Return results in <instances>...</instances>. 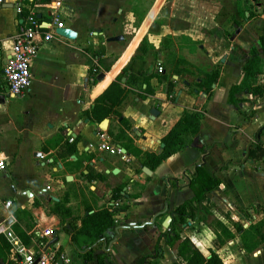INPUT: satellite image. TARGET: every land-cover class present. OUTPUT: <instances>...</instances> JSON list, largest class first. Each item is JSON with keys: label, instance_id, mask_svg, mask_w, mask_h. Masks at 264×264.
Instances as JSON below:
<instances>
[{"label": "crops", "instance_id": "obj_1", "mask_svg": "<svg viewBox=\"0 0 264 264\" xmlns=\"http://www.w3.org/2000/svg\"><path fill=\"white\" fill-rule=\"evenodd\" d=\"M33 1L0 3V160L5 162L0 174V222L10 219L5 224L14 232L24 223L30 226L28 247L35 253L51 252L55 264H96L95 256L102 251L108 254V264H136V258L153 254L156 238L165 230L164 218L193 196L188 175L203 160L206 172L221 184L203 201L211 215L200 214L203 219L188 221L182 226V236L189 237L204 255V249L207 254L215 252L221 264H264V158L246 160L248 146L255 139L264 148V133L256 135L264 125V91L256 100L245 90L235 93L236 106L227 101L228 91L240 82L241 67L257 41L247 42L243 28L233 23L231 39L238 44L219 56V67L203 69L192 80L168 74L164 68L159 76L161 59L144 55L147 84L141 79L127 83V77L121 76L123 96L112 104L108 115L91 114L95 98L128 63L119 62L120 54L108 70L99 67L95 81L90 77V65H96L94 52L104 47H94L88 29L110 19L112 0ZM237 1L243 15L249 13L245 2L251 12L258 8L254 0ZM18 4L25 10L24 16L29 11L36 13L41 33L52 32L53 38L39 43L38 53L30 61L28 90L10 97L2 69L22 17L16 11ZM56 24L73 30L75 38L55 34ZM107 38L106 42H116ZM217 48L216 52H222L221 44ZM214 58L211 53L210 61ZM213 73L215 80L206 89L202 78ZM257 80L264 90V75ZM185 108L202 112L198 137L154 169L143 164V153H160L162 138ZM151 109L157 114H151ZM104 119V128L97 131ZM117 135L121 144L114 139ZM101 142L123 148L124 158L101 150ZM201 144L207 147L204 155ZM116 190L119 196L114 199ZM56 204L61 207L56 209ZM100 207L111 212L114 226L98 241L78 247L72 236L81 217ZM217 222L233 237L225 239ZM47 230L52 231L50 236L44 234ZM6 244L0 236V264H16ZM160 244L164 259L158 264L176 262L174 246L163 240ZM86 251L91 252V260L84 259Z\"/></svg>", "mask_w": 264, "mask_h": 264}, {"label": "trees", "instance_id": "obj_2", "mask_svg": "<svg viewBox=\"0 0 264 264\" xmlns=\"http://www.w3.org/2000/svg\"><path fill=\"white\" fill-rule=\"evenodd\" d=\"M39 1L45 3L48 0ZM33 2H35V0ZM244 9L247 10L250 15H252L250 10L251 8L246 2L244 3ZM24 13L25 10L21 9L19 15L23 17ZM34 16L36 17V13H34ZM94 54L96 56V65H90L89 72L90 77H92V79L95 81L99 67L101 69L108 70L114 63L116 56L106 55L103 48L97 49ZM143 56L144 54H138L128 61L126 66L121 70V73L117 75L115 80L111 82L106 87V89L95 98L94 106L90 110L91 114H94L95 112H103L102 114L108 115L109 108L112 106V104L124 94L125 90L119 86V79L121 76L127 77V83L135 82L136 80L141 79L142 82L147 84L146 76L144 75L145 61ZM263 67L264 35L259 36L256 44L250 48L249 57L245 60L241 67L242 78L240 82L231 86L228 91V103L236 106L237 100L233 98V95L244 90L247 91V93H249L254 100L262 96L264 90L260 81L257 80V77L263 73ZM158 74L160 76L161 73ZM138 75H141L142 78L138 77ZM214 80V73L206 74L204 78H202V83L205 85L206 89H208ZM202 83L199 85H202ZM90 112H88V114H90ZM201 117L202 112L195 111L190 108L183 109L178 120L162 138L161 141L163 143V147L160 153H143L142 163L149 166L151 169H154L170 155L190 147L192 145L193 138L198 137L201 127ZM124 125L126 128L130 127L126 123H124ZM263 133L264 125L258 128L256 135L260 137L263 135ZM120 134L123 136V132H120ZM186 134L190 135L189 139H185L184 135ZM120 138L121 136L117 135L114 139L117 141V143L121 144ZM257 139H255L253 143L249 144L248 150L246 152V160L255 161L264 158V148ZM199 150L204 155L207 151V147L201 144ZM220 184L221 182L218 178H216L214 175H209L206 172L203 167V160H201L199 164L194 165L190 171V174L188 175V185L192 189L193 196L174 208V210L171 212V222L168 228L160 232L156 238L153 254L136 258V264H158V261L163 256L162 245L160 244L161 240H163L164 243L169 247L174 246V254L176 258L175 264H221V259L215 252L209 250V257H207L194 245L189 237L181 235L182 226H186L188 221H192L196 217H198L200 220L203 219L204 217H201L200 214H203L204 216L211 215V212L203 205V201L205 200L206 195L214 189L219 188ZM118 196L119 191L116 190L113 198L115 199ZM37 205L38 204H35V206ZM56 205V209L61 207V204ZM56 209H54V213H58ZM85 210L90 211V208H86ZM29 218L31 219L30 216ZM80 222V227L77 230V233L75 235L73 234L72 236V240L75 241L78 247L83 244L90 245L98 241L103 237L104 231L114 226L111 212L104 207H100L91 213L83 215ZM216 225L220 234L225 239H230L233 237V234L224 224L217 222ZM23 226L24 227L20 229L15 227V232L25 244L29 245V243H31V236L28 235L27 232L31 227L25 223ZM37 241L42 243L41 239H37ZM107 257L108 254L106 251L97 253L95 256L96 264H108ZM84 259L87 261L92 259V254L90 251H86L84 253Z\"/></svg>", "mask_w": 264, "mask_h": 264}, {"label": "rangeland", "instance_id": "obj_3", "mask_svg": "<svg viewBox=\"0 0 264 264\" xmlns=\"http://www.w3.org/2000/svg\"><path fill=\"white\" fill-rule=\"evenodd\" d=\"M256 5L252 15H243L237 0H112L110 19L96 22L88 29L89 37L95 39L94 47L102 45L106 54L116 58L122 54L119 62L126 63L138 54L151 55L161 59L162 71L164 68L168 74L192 80L203 69L219 67V56L230 45L238 44L231 39L233 23L243 28L247 42H256L264 35V0H254ZM117 34L123 36L121 41L106 42L107 37ZM219 44L220 53L216 52ZM211 53L215 55L213 62ZM262 70L264 75V67ZM203 252L209 257L205 249Z\"/></svg>", "mask_w": 264, "mask_h": 264}, {"label": "built area", "instance_id": "obj_4", "mask_svg": "<svg viewBox=\"0 0 264 264\" xmlns=\"http://www.w3.org/2000/svg\"><path fill=\"white\" fill-rule=\"evenodd\" d=\"M1 2L2 0H0V3ZM57 4L58 3H54L55 6ZM16 11L18 14L20 13V4L16 6ZM57 26L62 27L60 24H56V27ZM52 38V32L41 33L40 23L36 20L33 12L29 11L26 16L20 17L17 32L13 36L9 48V56L2 69V81L8 96L18 97L28 90L31 81L30 61L36 57L39 43L48 42ZM1 52L2 46L0 45V53ZM161 71L162 68L158 64L157 72L161 73ZM99 148L108 151L110 154H117L124 158V155L118 148L112 147L106 142H101ZM4 169L5 162L0 160V174ZM4 206L8 208L10 206V201H6ZM44 234L50 236L52 231L47 230ZM0 236H2L9 245L16 259V264H55L51 252L47 250L41 251L40 253L31 251L28 245L21 240L19 235L3 221L0 222Z\"/></svg>", "mask_w": 264, "mask_h": 264}, {"label": "water", "instance_id": "obj_5", "mask_svg": "<svg viewBox=\"0 0 264 264\" xmlns=\"http://www.w3.org/2000/svg\"><path fill=\"white\" fill-rule=\"evenodd\" d=\"M55 34L59 35V36H62V37H65L67 39H74L75 36H76V33L69 29V28H65V27H59L57 26L54 30ZM123 39V36L122 35H115V36H111L109 38H107L108 41H119V40H122ZM152 68V66H149V70ZM102 77V73L100 72L99 73V78ZM151 114H157L156 110L155 109H151L150 111ZM106 122V119L103 120V125H101L100 128H97V131H100L102 130L101 128H104V124ZM163 146V144H161V147ZM120 150L122 152H124L125 150L123 148H120ZM143 170L146 171V172H149V170L146 168V167H143ZM112 173H115V171H112ZM10 219L6 220V224H9L10 223ZM170 221H171V216L170 215H167L163 222H162V227L163 228H168L169 224H170ZM56 241V238L53 240V242Z\"/></svg>", "mask_w": 264, "mask_h": 264}]
</instances>
